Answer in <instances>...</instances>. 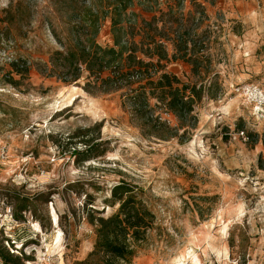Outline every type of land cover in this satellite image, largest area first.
<instances>
[{"label":"rangeland","instance_id":"rangeland-1","mask_svg":"<svg viewBox=\"0 0 264 264\" xmlns=\"http://www.w3.org/2000/svg\"><path fill=\"white\" fill-rule=\"evenodd\" d=\"M61 1L0 0V248L17 264L86 258L95 239L86 195L107 216L116 207L105 199L124 180L157 214L130 264H264V107L238 90L264 89V0H181L198 66L171 59L164 69L204 90L184 125L151 98L152 117L172 128L160 130L126 89L103 91L87 71L73 82L43 71L61 47L55 34L69 32ZM178 1L130 11L140 21ZM97 41L113 45L110 18ZM15 57L28 60V75L13 71ZM88 141L84 161L74 147Z\"/></svg>","mask_w":264,"mask_h":264},{"label":"trees","instance_id":"trees-1","mask_svg":"<svg viewBox=\"0 0 264 264\" xmlns=\"http://www.w3.org/2000/svg\"><path fill=\"white\" fill-rule=\"evenodd\" d=\"M150 2L158 4L157 0H98L91 4L87 0H62L61 7L67 9L70 20L69 32L65 38L55 34L61 47L51 52L43 64V71L66 82L78 80L87 71L95 76L94 85L103 91L126 89L129 103L143 117L146 116L149 123H154L155 130L172 129L167 123L152 117L151 98H155L184 125L194 111V103L202 98L204 89L167 72L164 62L187 59L196 67V59L199 58L188 56L186 51L189 28L180 18L181 0L177 2V9L159 10V16L155 14L139 21L138 14L130 9L135 4H142L151 10L154 6ZM108 18L111 20L113 45L103 46L97 41V35ZM138 32L143 34L136 39ZM169 32H173L175 38H170ZM168 41H172L177 49L172 56L166 47ZM11 65L13 71L21 76L30 73L31 66L25 58L15 57ZM92 83L90 80L87 86ZM85 145L87 149L83 151L74 147L76 154L84 156V161L91 158L95 149L92 142ZM87 197L85 210L94 226V248L86 258L74 260L72 264H130L157 221L156 212L142 198V190L124 180L114 184L105 203L116 208L107 216L100 215L105 211L94 207L89 194ZM0 249L5 250H0L5 264H17L18 255L8 248Z\"/></svg>","mask_w":264,"mask_h":264},{"label":"built area","instance_id":"built-area-1","mask_svg":"<svg viewBox=\"0 0 264 264\" xmlns=\"http://www.w3.org/2000/svg\"><path fill=\"white\" fill-rule=\"evenodd\" d=\"M243 89L244 92L251 93L256 100L258 107H264V89L260 88L257 85L249 84L243 87L238 88V90Z\"/></svg>","mask_w":264,"mask_h":264},{"label":"crops","instance_id":"crops-1","mask_svg":"<svg viewBox=\"0 0 264 264\" xmlns=\"http://www.w3.org/2000/svg\"><path fill=\"white\" fill-rule=\"evenodd\" d=\"M135 5H138V4H135Z\"/></svg>","mask_w":264,"mask_h":264}]
</instances>
